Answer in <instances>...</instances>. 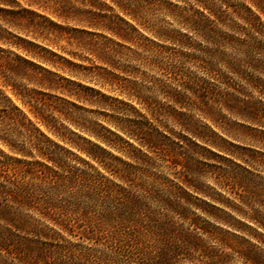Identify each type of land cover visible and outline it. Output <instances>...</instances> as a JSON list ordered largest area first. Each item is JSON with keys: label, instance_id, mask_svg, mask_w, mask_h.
I'll use <instances>...</instances> for the list:
<instances>
[{"label": "clouds", "instance_id": "obj_1", "mask_svg": "<svg viewBox=\"0 0 264 264\" xmlns=\"http://www.w3.org/2000/svg\"><path fill=\"white\" fill-rule=\"evenodd\" d=\"M35 2L38 7L62 17L88 19L96 26L92 11L86 9L98 11L107 0ZM117 2L158 42L167 41L171 44V51L159 47L155 49L158 67L153 69L146 66L145 71L151 76L158 72H171L175 76L176 70L183 69L181 75L176 77L180 94L187 100L182 106L183 110L192 112L197 107L203 109L205 97L202 94L209 91L207 105L215 111L224 112L227 117L217 127L240 143H247L248 136L259 140V151L244 156L240 155L245 151L243 148L225 144L218 137H202L198 141L205 147L212 144L222 152H230L237 157L238 162L244 160L245 166L238 167L230 160L221 161L218 156L206 151L205 147H197L190 140H184L180 133L185 136L195 133L191 129L186 130L187 126L182 124L180 117H160L157 126L164 132L161 136L154 133L151 126L145 128L138 123L143 121L138 113L125 106L118 109L112 104L107 105L112 115L105 118L117 121L123 115L133 116V119L121 120L116 126L135 140L137 145L146 148L147 154L112 137L106 130L99 129V125L92 120L88 121L90 127L86 130L90 134L95 132L102 142L110 143L116 151L122 152L127 162L114 158L79 137L73 138L66 134L62 138L77 150V154H73L50 145L23 120L21 123L28 129L23 135L19 125L5 121L0 124V209L7 210L8 218H0V233L38 240L54 247L46 249L50 254L41 258L23 245L17 246L14 241L2 240L0 264H257L253 257L264 261V170L253 168V171H246L251 163L248 157L264 160V74L257 73L262 78L256 79L251 75L252 69L247 68L249 63L254 64L255 61L250 56L234 53L227 58L235 60L236 73H228L231 78L229 87L221 82L222 73L209 72L195 61L180 58L182 52L197 51L191 44L185 46L180 43L187 37H181L179 32L185 31L193 42L199 39L203 45L197 55L207 53L206 63L210 61L212 66L219 68L225 60L223 40L209 41L207 37L201 39L192 31L190 24L185 22L186 18L196 19L198 14H194L195 8L201 7L203 10L208 7L206 3L201 6L197 0ZM238 15L241 18L237 23L243 25V29L250 30L253 18L249 15V22L245 23L244 14ZM34 19L42 28L65 31L49 24L43 16H34ZM96 19L111 22L113 17ZM233 20H236L235 16ZM255 23L260 24L259 21ZM243 29L230 25L225 31L239 34ZM119 33L125 39L135 35L137 41L143 40L127 25L120 28ZM107 43L110 47L105 51L116 62V70L123 69L129 63L141 64L140 60L133 61L114 55L112 49L116 46L110 41ZM144 43L151 46V41ZM140 50L137 48V51ZM13 60L17 65L21 63L16 58ZM3 61L0 80L10 82L7 73L12 62L7 53ZM242 68H247V71ZM12 70L21 71L19 67ZM131 79H139L141 84L147 83L138 75H132ZM138 87L132 88L128 92L129 96ZM149 94L159 96L155 91ZM3 107L5 105L0 104V108ZM146 111L152 113L151 108ZM97 115L100 114H94L93 119ZM152 119L157 121L155 113H152ZM233 120L250 122L252 128H241V125L233 124ZM142 128L145 130L141 131ZM173 140H176L175 144ZM80 152L88 157L87 161L79 157ZM14 155L20 159H11ZM37 156L48 161V166L27 163L28 160L35 161ZM92 161L104 169L103 175ZM209 181L212 183L209 184ZM225 184L237 196L238 207L233 214L238 218L244 217L245 223H251V228L232 222L226 232H221L212 224L204 223L208 217L203 212H200L203 220L197 222L192 219L199 211L196 206L198 202L193 199L197 193H212L217 186L223 188ZM185 185L192 189L191 197L184 193ZM185 209L191 210L187 213V219L184 218ZM212 223L217 221L213 220ZM64 232L69 234L68 238H65ZM72 237L78 240L87 237L95 243L81 248L80 243L71 242ZM55 246H59V249ZM73 251L78 254L74 256Z\"/></svg>", "mask_w": 264, "mask_h": 264}, {"label": "rangeland", "instance_id": "obj_2", "mask_svg": "<svg viewBox=\"0 0 264 264\" xmlns=\"http://www.w3.org/2000/svg\"><path fill=\"white\" fill-rule=\"evenodd\" d=\"M226 1V5L220 4L221 13L219 14V22L216 20L215 25H218L216 27L221 29L222 32L243 40L245 38L244 31L234 34L232 31H225V29L230 25H235L237 29H243V25L237 23L239 19L236 17L239 10L241 11V5L249 7L251 6L250 3H258V0ZM214 2L217 3V0H214ZM0 4L3 5L0 6V57H4V54L7 53L8 57L13 58L12 53H14L31 59L40 65L43 70L37 69L36 74L33 73L32 75L35 79L39 78L40 83H43L44 86L39 89L46 93L44 98L50 97L48 100L52 104L63 103L56 100L60 98L75 101L84 109L77 116L87 125H89L88 121L92 120L94 124L114 130L111 123L117 125L121 120L134 118L131 115H123L117 121L105 118L111 117L112 113L107 109V105L112 104L118 109L125 106L127 109H131L132 112L138 113L139 116L143 117V121H138V123L143 124L145 128L151 126L153 132L157 131L160 133L159 135H164V132H161L157 126L160 117H168L169 119L180 117L182 118V124L187 126L186 130L191 129L209 139L211 137H218L225 144L243 148L245 151L240 155L247 156L249 152L254 153L259 151V140H254L251 136H248L246 138L247 143H240L208 120V117H213V120L217 121L215 123L223 124L227 119L224 112L208 109L206 105L203 109L197 107L192 112H186L183 110V107H180L174 101L171 96L172 93H180V86L176 77L181 75L183 69L176 70L175 76L171 72H158L155 76H151L145 71V67L153 69L158 67L155 56L156 48L137 51L134 44L119 40L104 30L103 26L105 24L108 25V23H112L115 27L117 25L121 27L126 25L123 22L121 23L118 18H122L128 24L134 25L130 19L118 11L111 0H107L98 11L86 9V11H92L96 26L88 19L78 20L75 17L69 19L38 7L35 0H0ZM251 8L254 10L253 7ZM195 10L200 9L197 7ZM256 15H259L260 21L264 24V16L258 12H256ZM34 16H43L48 20L49 24L55 25L57 29H65V31L57 32L42 28L37 24ZM234 16L236 20H233ZM104 17H113V19L111 22L96 19ZM209 18L213 20V17ZM5 24H7V27H5ZM128 28L130 27L128 26ZM139 31L142 37L160 44V49L172 50L170 43H160L151 34L141 29ZM179 33L185 34L186 37L188 36L185 31H180ZM6 37H10V39ZM189 38L192 41V37L188 36ZM256 40L264 43V38L257 37ZM109 41L120 44L115 45L111 42L112 45L116 46V48L112 49L114 55H119L124 59H131L133 61L140 60L141 64L138 66L136 63H129L125 64L123 69L116 70L114 67L116 62L111 56L107 58V56L100 55L103 53H107L108 55L105 49L110 47L107 43ZM194 43H199V40H196ZM232 46L234 47V45ZM185 53L197 56V52H182L180 53L181 59L185 60ZM226 53L229 57L233 56L234 53L239 55L232 47L228 48ZM128 54L131 55L129 56ZM262 59L264 61V58ZM187 60L189 59L187 58ZM173 67L175 68L176 66ZM128 69L131 71H127ZM256 74L254 73L253 76L259 79L262 78ZM132 75L143 77L147 83L141 84L139 79H131ZM201 78L203 79V77ZM21 82L23 81L21 80ZM138 85L139 87L136 88V91L129 96L128 92ZM27 86L29 89H36V87L38 89L40 87L33 83H29ZM45 87H51V89H46ZM153 91L159 93V96L149 94ZM75 95L81 97V102L75 100ZM136 97H140L145 103L141 100L138 102ZM146 105L152 109V113L156 114L157 121L154 122L152 114L146 111ZM61 109L63 112L65 111L64 108L61 107ZM96 113L100 115L95 116L93 119ZM232 123L241 125V128H252V123L250 122L241 123L239 120H233ZM253 130L260 131V129ZM179 135L183 136L184 140H190L197 147H205L203 143H198L200 139L194 137L192 134L185 136L183 133H180ZM175 143L176 140H173V144ZM180 143L182 144L183 141H180ZM205 150L212 152L214 156H218L221 161L230 160L233 164H237L238 167L245 166L244 160L238 162L236 156L227 151L222 152L214 148L212 144H208ZM248 160L251 163L246 167V171H253V168L264 170V160L254 157H248ZM254 174L258 173L254 172ZM211 183L209 181V184ZM206 195L208 196L204 197L197 194V200L194 199L198 202L197 207L199 208V211L194 216L203 220L204 217L200 215V212H203L208 217L204 221L205 224H212L214 228H219L221 232H226L232 222L243 224L245 228L252 227L251 223H245L244 217L238 218L233 214L235 208L238 207L237 196L228 188L227 184L223 188L217 186L212 193H206ZM208 197H211L212 200ZM256 212H259V209H256ZM213 220H216L217 223L213 224ZM253 230L255 231V229ZM65 238L68 237L65 236ZM14 242L17 246L23 245L29 252L35 251L38 257L44 255L46 249L54 247L51 244H44L40 241ZM71 242L80 243L81 248H87L90 244H93L90 241H79L74 238L71 239ZM253 258L257 264H264V261H260L258 257Z\"/></svg>", "mask_w": 264, "mask_h": 264}, {"label": "trees", "instance_id": "obj_3", "mask_svg": "<svg viewBox=\"0 0 264 264\" xmlns=\"http://www.w3.org/2000/svg\"><path fill=\"white\" fill-rule=\"evenodd\" d=\"M111 2H113L114 5L117 7L118 11L122 13L125 17L130 19L134 23V25H130L124 19L118 18L121 22H123L131 29H133L134 32L139 34L140 37H142V34L139 31L140 29L147 32L143 27H141L140 24L136 22V19L133 17L131 13H126L125 10H123L119 6L117 0H111ZM225 2L227 1L217 0L216 3L214 2V0L213 1L197 0V3H200L201 6L204 3H206L208 7H204L203 10H201V7H199L200 10H194V14H198L196 16V19L189 20L188 18H186L185 21L190 24L192 31L196 33L201 39L207 37L209 41L223 40L224 43L223 51H224L225 60L222 61L221 66L217 68L212 66L210 61L206 63L207 53L201 56L185 53L186 54L185 60H187L188 58L191 61H195L199 67L207 68L209 72L222 73L221 82L225 83L226 86L230 87L231 78L228 77V73L233 72V74H236L234 71L235 60L227 59L229 56L227 55L226 52L230 47L236 50V53L250 56L251 60L255 61L254 64L249 63L247 66V68L252 69L251 75H253L254 73L264 74V61L262 59L264 58V43H261L260 41L256 40L257 37L264 38V24L260 21L259 15H256V12H258L260 15L264 16V1L258 0V3H250L251 6L249 7H245L243 4L241 5V11L239 10V13L244 14L243 19L245 23L249 22V15L251 18H253L252 22L250 23V30L243 29L245 36L243 40H240L239 38H236L231 34L224 33L221 31V29H218L216 26L215 27L213 26L215 25L216 20L219 22V14L221 13L220 4L226 5L227 3ZM251 7H253L254 10ZM238 14L236 15V17L240 19L241 17ZM209 17H213V20H211ZM255 21H259L260 24L257 25ZM103 28L105 31L112 34V36L116 37L117 39L124 40L130 42L131 44H134L136 48L147 50L161 46L160 44L152 40H149L145 37H143V40L137 41V37L135 35L125 39L123 38V34L119 33V29L122 27L118 25L115 27L114 25H112V23H108V25L105 24ZM147 33L151 34L149 32ZM179 35L181 37H186V35L182 33L181 34L179 33ZM144 41H151V46L146 45ZM111 42H113L115 45H120L117 42L114 41ZM164 43H168V42L165 41ZM180 43L184 44L185 46L191 44L196 48L197 50L196 52H199V50L203 47V45H201L200 43L192 42L190 38L188 39V36L186 40H182L180 41ZM232 45H234V47ZM12 54H13V58L18 59L21 63L17 65L13 60V58L9 57V60L12 62L11 68L8 69V73H7L10 82H3L2 80H0V104L5 105V107L0 108V124H3L5 121H7L10 124H17L19 125L21 134L23 135L28 132V129L25 127V124L21 123V120H23L26 124L30 125L33 129H35V131L39 133L41 137H43L46 141H48L50 145H55L56 147L63 148L66 151L72 152L73 154H77V150L74 149L70 143L66 144L65 140L62 138L66 134H70L71 137L73 138L79 137L81 140L87 141L91 145H95L96 147L100 148L102 151L108 152L114 158L121 159L124 162H127V157H125L122 152L116 151V149L112 147L110 143L102 142V140L97 138L95 132L93 134H90V132L86 130V128H89L90 125H87L85 122L81 121V119H79V116H77L80 111H84L83 107L78 105L75 101H68L60 98L61 100L60 99H56V100H59L63 103L52 104L48 100V98L50 97L44 98L46 96L45 95L46 93L39 89L44 86L43 83H40L39 78L35 79V77L32 75L33 73L36 74L37 69L43 70V68L40 65H38L33 60L28 59L24 56H19L14 53ZM100 55L104 57L107 56V58H110L109 54L107 55V53H103ZM17 67L21 69L20 72H16L12 70ZM0 68H4L3 57H0ZM247 68H242L241 70L247 71ZM225 69L227 70L225 71ZM21 80L23 82H21ZM29 83L37 84L40 87H38V89L37 87L36 89L34 88L29 89L27 86V84ZM45 88L51 89V87H45ZM210 91H214V90H210ZM202 95L205 97L204 105H206V108L211 109L207 105V97L209 96V91L204 92ZM171 96L180 107H182L187 103L185 96L181 95L179 92L172 93ZM136 98L137 100H141L142 102L145 103V101H143V99H141L140 97H136ZM75 100L81 102L82 99L81 97L75 95ZM61 107L65 109L64 112L62 111ZM145 108L148 109L149 108L148 105H146ZM208 120H210L214 125H217V123H215L217 121L213 120V117H208ZM111 124L114 130L104 126H99V129L106 130L107 133L112 134V137L118 138L119 140L124 141L125 144L130 145L133 149H136L144 154H147L146 148L137 145L135 140H133L130 136H126L125 133L120 130V127H117L113 123ZM144 130H145L144 128L141 129V131ZM193 132L195 133V135H193L194 137L198 139H201L203 137L202 135H200V133L196 131ZM154 133H159V132L156 131ZM103 134L104 133H101V135ZM161 136H163V134ZM78 155L81 159H84L86 161L88 160V157L83 152L78 153ZM10 158L20 159L18 155H14ZM27 163L35 164V165H43L47 167L49 162L45 161L42 157L37 156L35 161L28 160ZM92 163L94 166L98 167V170L103 175L104 169L99 168L98 165H95V161H92ZM183 191L188 197L192 196V189L187 185H185ZM197 194H200L201 196L204 197L208 196L206 195L205 192L202 191L198 192ZM196 196L193 199L197 200ZM208 198L212 200L211 197ZM190 211H191L190 209L184 210L185 219H187V213H189ZM0 218H8L7 210L0 209ZM192 219L197 222L201 221L199 217L194 215ZM257 222L259 223L260 221L258 220ZM20 227H23V225H20ZM63 235L67 237L69 236V234L66 232H64ZM72 238L77 239L76 237H72ZM2 240L38 241V240L25 239L23 237H16L13 236L11 233H0V241ZM79 241H90L92 243H95L94 240H91L87 237H80ZM55 247L59 249V246H55ZM46 254H50V253L45 252L44 255ZM72 254L75 256L78 253L76 251H73ZM44 255H40V257L42 258ZM61 255L63 256L64 253H62Z\"/></svg>", "mask_w": 264, "mask_h": 264}]
</instances>
